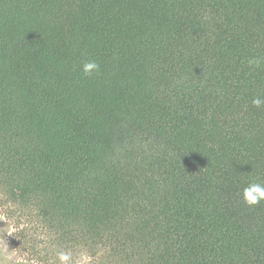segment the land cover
I'll return each instance as SVG.
<instances>
[{
  "label": "trees",
  "instance_id": "trees-1",
  "mask_svg": "<svg viewBox=\"0 0 264 264\" xmlns=\"http://www.w3.org/2000/svg\"><path fill=\"white\" fill-rule=\"evenodd\" d=\"M254 58L264 0H0V210L24 264H264Z\"/></svg>",
  "mask_w": 264,
  "mask_h": 264
},
{
  "label": "clouds",
  "instance_id": "clouds-1",
  "mask_svg": "<svg viewBox=\"0 0 264 264\" xmlns=\"http://www.w3.org/2000/svg\"><path fill=\"white\" fill-rule=\"evenodd\" d=\"M250 66L259 67L261 63H264L261 58H254L248 61ZM99 69V65L94 61H89L83 65L82 71L85 75L91 76L95 71ZM252 104L256 108L264 107V97L257 96L253 98ZM243 200L245 204L249 207H255L261 202H264V183H249L243 189ZM17 231L14 225H10L7 228V233L9 236L13 235ZM87 257H83L81 264L87 261ZM59 264H71L72 254L69 251H61L58 253Z\"/></svg>",
  "mask_w": 264,
  "mask_h": 264
},
{
  "label": "rangeland",
  "instance_id": "rangeland-1",
  "mask_svg": "<svg viewBox=\"0 0 264 264\" xmlns=\"http://www.w3.org/2000/svg\"><path fill=\"white\" fill-rule=\"evenodd\" d=\"M17 222L0 210V264H24L31 261L29 254L13 242L12 236L7 233L10 225L16 227ZM39 264L38 261H33Z\"/></svg>",
  "mask_w": 264,
  "mask_h": 264
}]
</instances>
